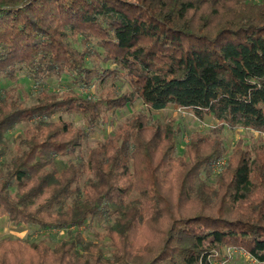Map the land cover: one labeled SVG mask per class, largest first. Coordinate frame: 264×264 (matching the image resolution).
I'll return each mask as SVG.
<instances>
[{
	"label": "trees",
	"instance_id": "16d2710c",
	"mask_svg": "<svg viewBox=\"0 0 264 264\" xmlns=\"http://www.w3.org/2000/svg\"><path fill=\"white\" fill-rule=\"evenodd\" d=\"M19 73L35 100L0 90V217L69 231L54 245L4 237L0 264H215L230 248L264 264V140H238L210 180L222 128L264 133V0H0V82ZM138 101L220 126L175 155L180 129L137 112L56 169Z\"/></svg>",
	"mask_w": 264,
	"mask_h": 264
},
{
	"label": "rangeland",
	"instance_id": "374dc122",
	"mask_svg": "<svg viewBox=\"0 0 264 264\" xmlns=\"http://www.w3.org/2000/svg\"><path fill=\"white\" fill-rule=\"evenodd\" d=\"M50 85L59 91H64L67 86L62 82V80H50ZM109 87V86H107ZM1 88H9L13 94L18 95L21 99H23L27 104L34 102V91L35 88L32 87L31 82L25 77L24 73H19L18 80H10L4 79L0 82V90ZM32 88V89H31ZM125 88V87H124ZM86 92L91 95H96L99 93V89L97 85H94L92 89H86ZM137 112H143L153 119L158 120L162 124H167L168 122L174 124L175 127H178L180 130L177 132L176 140H177V148L175 150V155H182L185 150V145L189 139V136L194 131H201L204 133H210L211 128L219 127L220 123L217 122L211 115H205L203 118H198L195 116L193 111L182 108L176 105H169L167 108L162 110H151L147 105L138 101L135 105H128L124 108L117 111L112 117V122H107L106 124L97 125L94 129L89 133L87 138L84 141V144L76 150L75 153L65 157H58L56 160V169L62 170L70 160H77L79 158L86 159L89 151L95 147L99 142L104 141L108 136H110L116 126L124 123L132 114ZM54 117H57L55 115ZM62 117L66 120H71L74 122L76 126L84 125L83 120L75 115L74 113L64 112ZM27 122H20L16 125V128L11 130L9 134L13 138L17 131H22L27 127ZM221 136L225 141V154L222 160L227 159V155L231 152L235 143L238 140H243L248 144L255 142L256 140H264V133H259L253 129H243V128H229L224 127L221 131ZM14 149V144L10 145V152ZM218 165H213L212 169L214 175L210 178V180H214V176L217 173V170L220 167ZM105 222L103 220H95L89 227H82L81 229L84 231V234L87 238L91 237V232L93 230H103ZM75 229L71 228L70 230ZM66 229H57V230H42V229H34L32 226L27 224H14L9 220V218L5 215L0 217V239L10 236L13 238H21V239H29V240H39L45 238L49 241L51 245H54L61 238L67 236ZM219 264H258L253 261L248 255L241 254L240 252H234L228 254V257L219 261Z\"/></svg>",
	"mask_w": 264,
	"mask_h": 264
},
{
	"label": "built area",
	"instance_id": "2783aa9c",
	"mask_svg": "<svg viewBox=\"0 0 264 264\" xmlns=\"http://www.w3.org/2000/svg\"><path fill=\"white\" fill-rule=\"evenodd\" d=\"M224 162H225V160L223 159V160H220V161H218L217 162V167H221L223 164H224ZM228 252H230V253H234V252H240L241 254H244V255H248L249 256V254L246 252V251H244V250H242V249H233V248H230V249H228ZM253 261H255V260H253ZM256 262V261H255ZM220 262L219 261H216L215 262V264H219ZM257 263V262H256Z\"/></svg>",
	"mask_w": 264,
	"mask_h": 264
}]
</instances>
